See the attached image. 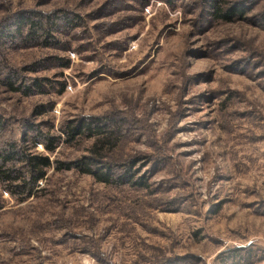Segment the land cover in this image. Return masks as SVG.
Segmentation results:
<instances>
[{
  "label": "rangeland",
  "instance_id": "rangeland-1",
  "mask_svg": "<svg viewBox=\"0 0 264 264\" xmlns=\"http://www.w3.org/2000/svg\"><path fill=\"white\" fill-rule=\"evenodd\" d=\"M215 1L0 0V153L55 162L0 183V264H264V0ZM111 130L110 183L56 169Z\"/></svg>",
  "mask_w": 264,
  "mask_h": 264
},
{
  "label": "trees",
  "instance_id": "trees-1",
  "mask_svg": "<svg viewBox=\"0 0 264 264\" xmlns=\"http://www.w3.org/2000/svg\"><path fill=\"white\" fill-rule=\"evenodd\" d=\"M220 1V0H219ZM219 1H215L213 8V14L218 17L225 20H230L233 16H243L244 9L242 6H232L228 7L227 9L223 8V4L229 3L228 0H224L222 6L219 3ZM59 19V17H58ZM47 22L50 25V27H47V24L42 19L33 20L30 17L21 14L20 17V26H23L25 23H31L32 26H37L36 30L31 31V33L39 34L40 36L46 38H51V28L55 24V19L51 18ZM69 22V21H66ZM19 28V27H18ZM14 82V81H13ZM35 87L41 86L39 80H36L34 82ZM10 85L13 89H20L19 87H15L14 83L12 81L10 82ZM28 91H30V87L27 88ZM100 124V122H97ZM91 125V123L87 122H80L76 123L75 121H70L67 123V126L65 127L67 136L69 140H75L78 135L82 134L83 132L89 130L91 134H94L97 129L101 128L100 125ZM31 128V127H30ZM100 130V134H102V130ZM105 132V131H104ZM45 138L48 140V143H46V149L49 152H53L55 150V143L58 140V137H54L49 134L44 135ZM111 137H112V130L110 131L109 135L103 136L102 140L99 141L96 140L94 143V149L92 151V156L87 159L81 158L76 161H58L56 163V169L62 170V169H72L73 167H80L81 170L87 174H92L95 176L98 180L110 183L112 181L111 179V165H108L107 171H104L102 168L97 167L96 169H93L91 167V163L95 160H99L103 157L101 155L102 151L106 149V146L111 144ZM38 142V141H36ZM98 153L101 155L99 156ZM0 158L2 159V164L0 165V183L5 182L10 187L19 188L21 192L26 193V195L30 196L32 194L33 188L36 185V183L43 178L46 173L47 169L52 166L53 163L50 157L48 155H42V154H36L32 152H26L23 151L22 147L19 149V146H17L14 143L10 145V147L0 153ZM98 158V159H97ZM9 161L11 163H9ZM21 162L23 166H26L25 172L21 169L17 168L15 163ZM10 164V165H9ZM13 164V165H12ZM130 170V169H128ZM132 176V175H131ZM19 182V183H15Z\"/></svg>",
  "mask_w": 264,
  "mask_h": 264
}]
</instances>
